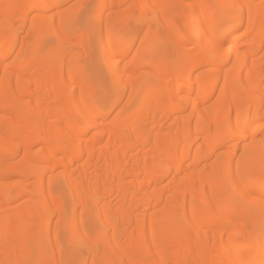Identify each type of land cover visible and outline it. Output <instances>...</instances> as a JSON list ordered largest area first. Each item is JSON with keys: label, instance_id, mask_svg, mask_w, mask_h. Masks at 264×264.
Returning a JSON list of instances; mask_svg holds the SVG:
<instances>
[{"label": "bare ground", "instance_id": "1", "mask_svg": "<svg viewBox=\"0 0 264 264\" xmlns=\"http://www.w3.org/2000/svg\"><path fill=\"white\" fill-rule=\"evenodd\" d=\"M73 1L0 20V264H264V0Z\"/></svg>", "mask_w": 264, "mask_h": 264}, {"label": "snow or ice", "instance_id": "2", "mask_svg": "<svg viewBox=\"0 0 264 264\" xmlns=\"http://www.w3.org/2000/svg\"><path fill=\"white\" fill-rule=\"evenodd\" d=\"M122 101H118L116 106H119V103H121ZM261 107H264V101H262L261 103ZM245 117H242L238 114L237 116V121H236V125L233 128V131L236 133V135L238 136H242L244 138V141H247V136H246V132H247V128L244 126L245 125ZM209 131H211V129H209ZM230 141H226V143H228ZM264 143V142H262ZM218 151V150H217ZM246 154H241V158L238 160L237 159V153H231L228 154L226 157H217V163H219L221 165L222 169H227L230 168L231 165L233 163H235L237 165V168L240 169L241 166L245 163L243 157ZM209 159H211V157H209ZM261 165L264 166V158L261 159L260 161Z\"/></svg>", "mask_w": 264, "mask_h": 264}, {"label": "rangeland", "instance_id": "3", "mask_svg": "<svg viewBox=\"0 0 264 264\" xmlns=\"http://www.w3.org/2000/svg\"><path fill=\"white\" fill-rule=\"evenodd\" d=\"M75 1L76 0L66 4L65 8H69L71 5L75 4ZM20 2H22V0H0V11L4 10V8L6 9L5 12L2 11L3 14H2V16L0 15V20L6 19L7 17H9V12L12 11L13 8L15 6H17ZM87 8H89V4L87 5ZM87 17H88V19L91 17V12L88 14ZM19 23H20V21L18 22V24ZM9 57L7 58L8 60L12 58V56L10 58ZM99 57H101V56H99ZM105 83H107V81ZM104 89H106V88H104Z\"/></svg>", "mask_w": 264, "mask_h": 264}]
</instances>
